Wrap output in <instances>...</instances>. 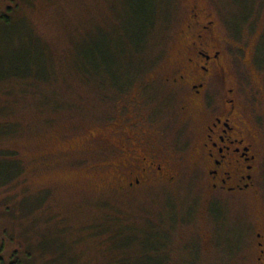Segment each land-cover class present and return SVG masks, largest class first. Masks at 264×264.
Segmentation results:
<instances>
[{"label":"rangeland","instance_id":"374dc122","mask_svg":"<svg viewBox=\"0 0 264 264\" xmlns=\"http://www.w3.org/2000/svg\"><path fill=\"white\" fill-rule=\"evenodd\" d=\"M140 2L0 0L5 261L252 264L259 205L208 192L195 164L203 121L177 71L197 4L225 33L235 29L240 94L263 102L264 0H154V26L133 50ZM125 45L134 68L115 55ZM119 63L123 76H110ZM144 153L164 156L176 176L130 186Z\"/></svg>","mask_w":264,"mask_h":264},{"label":"flooded vegetation","instance_id":"af4514ba","mask_svg":"<svg viewBox=\"0 0 264 264\" xmlns=\"http://www.w3.org/2000/svg\"><path fill=\"white\" fill-rule=\"evenodd\" d=\"M191 11V18H186L181 28L185 48L177 81L186 87L187 101L197 108V116L203 121L195 164L203 166L209 193L258 203L251 227L252 264H264V101L257 104L240 94L235 29L222 31L202 6L193 5ZM248 61L254 62V54ZM260 90L264 91V77L256 92ZM148 155L135 158L140 162L135 171L127 173L130 186L149 179L171 181L176 176L164 156Z\"/></svg>","mask_w":264,"mask_h":264},{"label":"trees","instance_id":"16d2710c","mask_svg":"<svg viewBox=\"0 0 264 264\" xmlns=\"http://www.w3.org/2000/svg\"><path fill=\"white\" fill-rule=\"evenodd\" d=\"M150 2V4H149ZM158 3L154 2V0H141L140 2V5H139V18H137V22L135 24V35L136 33H138V35L135 36V41L132 42V44L134 45L135 42L138 44V47L133 49V50H138L139 48V45L141 44V42L143 41V38H144V35H145V32L147 33L148 31H150L151 29L148 28L149 26L150 27H153L154 26V21H155V18L153 16H151V10L154 9V13H156V10L158 9L157 7ZM151 16V17H150ZM163 18H159V20H161ZM148 30V31H147ZM143 34V35H141ZM141 37L140 39H137ZM131 52V50L127 47V45L124 46V48L122 49H118L116 50L115 52V55L118 56V58H120L122 55H125V57H128L129 60H131L132 62L131 63H127V65H129L131 68H134V63L135 61H139L137 59V56H136V52L133 51ZM107 63H117V60H112V61H107ZM119 66L120 67H116V68H113V67H109V71H110V76H118V75H122L123 71L120 70L121 68V65L119 63ZM113 71H117L118 73L117 74H112ZM128 71V70H127ZM123 76V75H122ZM118 88V87H117ZM0 264H24L20 258H18L17 256L13 255L10 257V259L8 261H5L2 256L0 255Z\"/></svg>","mask_w":264,"mask_h":264}]
</instances>
